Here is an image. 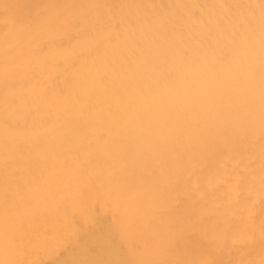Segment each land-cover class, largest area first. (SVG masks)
<instances>
[{"label":"bare ground","instance_id":"obj_1","mask_svg":"<svg viewBox=\"0 0 264 264\" xmlns=\"http://www.w3.org/2000/svg\"><path fill=\"white\" fill-rule=\"evenodd\" d=\"M0 264H264V0H0Z\"/></svg>","mask_w":264,"mask_h":264}]
</instances>
